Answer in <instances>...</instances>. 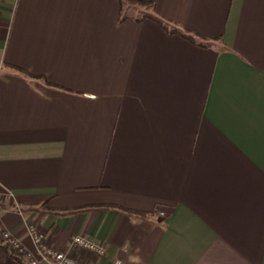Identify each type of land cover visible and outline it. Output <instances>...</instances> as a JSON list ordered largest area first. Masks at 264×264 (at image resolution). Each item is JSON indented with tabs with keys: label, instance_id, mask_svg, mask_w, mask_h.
I'll use <instances>...</instances> for the list:
<instances>
[{
	"label": "crops",
	"instance_id": "crops-1",
	"mask_svg": "<svg viewBox=\"0 0 264 264\" xmlns=\"http://www.w3.org/2000/svg\"><path fill=\"white\" fill-rule=\"evenodd\" d=\"M139 1H3L2 225L107 263L264 264V0Z\"/></svg>",
	"mask_w": 264,
	"mask_h": 264
},
{
	"label": "built area",
	"instance_id": "built-area-1",
	"mask_svg": "<svg viewBox=\"0 0 264 264\" xmlns=\"http://www.w3.org/2000/svg\"><path fill=\"white\" fill-rule=\"evenodd\" d=\"M3 1L0 0V15ZM161 215L164 214L161 213ZM26 231L34 246V251L27 249L14 234L7 231L0 218V243L8 246L17 256L21 257L24 264H126L119 259L107 263L108 247L103 241L75 235L70 239L66 251H57L50 244L49 234L36 223L26 224ZM83 253L88 254L89 257H80Z\"/></svg>",
	"mask_w": 264,
	"mask_h": 264
},
{
	"label": "trees",
	"instance_id": "trees-1",
	"mask_svg": "<svg viewBox=\"0 0 264 264\" xmlns=\"http://www.w3.org/2000/svg\"><path fill=\"white\" fill-rule=\"evenodd\" d=\"M121 1V5H125L128 7H134V8H144V9H153L154 8V4L149 3V2H142L139 0H120ZM145 17H148L145 15ZM143 16V18H145ZM149 18V17H148ZM150 19L155 20L156 22H158L162 28L170 35H179L183 38H185L186 40L190 41L193 44H197L200 47H207V44L204 42V40H199L197 37L194 36V34L188 30V29H177V28H173L170 27L169 24H166L164 21L159 20L158 18H153L151 17ZM121 20H124V18H121ZM6 248L9 251V256L16 260L17 262H19L20 264H24L23 260L21 257L17 256L13 250H11L8 246H6Z\"/></svg>",
	"mask_w": 264,
	"mask_h": 264
},
{
	"label": "rangeland",
	"instance_id": "rangeland-1",
	"mask_svg": "<svg viewBox=\"0 0 264 264\" xmlns=\"http://www.w3.org/2000/svg\"><path fill=\"white\" fill-rule=\"evenodd\" d=\"M141 9H143V10H148V9H144V8H141Z\"/></svg>",
	"mask_w": 264,
	"mask_h": 264
}]
</instances>
